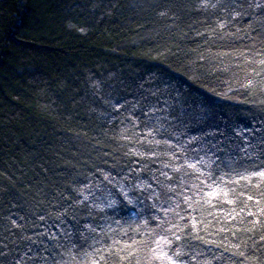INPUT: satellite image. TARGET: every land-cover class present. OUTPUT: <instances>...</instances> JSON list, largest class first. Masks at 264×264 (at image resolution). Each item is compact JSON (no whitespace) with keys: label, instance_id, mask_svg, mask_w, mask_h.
<instances>
[{"label":"trees","instance_id":"obj_1","mask_svg":"<svg viewBox=\"0 0 264 264\" xmlns=\"http://www.w3.org/2000/svg\"><path fill=\"white\" fill-rule=\"evenodd\" d=\"M261 172L264 0H0V264H264Z\"/></svg>","mask_w":264,"mask_h":264},{"label":"snow or ice","instance_id":"obj_2","mask_svg":"<svg viewBox=\"0 0 264 264\" xmlns=\"http://www.w3.org/2000/svg\"><path fill=\"white\" fill-rule=\"evenodd\" d=\"M260 175L264 176V172H261ZM125 195H127V193H125ZM29 239H30V237H29Z\"/></svg>","mask_w":264,"mask_h":264}]
</instances>
